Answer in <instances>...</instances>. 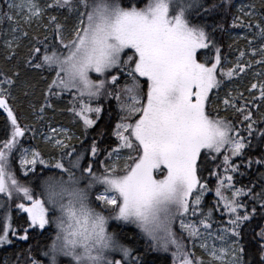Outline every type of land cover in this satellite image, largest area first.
<instances>
[{"label": "snow or ice", "instance_id": "1", "mask_svg": "<svg viewBox=\"0 0 264 264\" xmlns=\"http://www.w3.org/2000/svg\"><path fill=\"white\" fill-rule=\"evenodd\" d=\"M230 6L231 0L0 4V34L8 37L5 59L26 49L11 74L0 71V110L6 114L0 138V253L44 237L22 253L0 255V264H150L142 240L147 250L170 252L171 264H264V224L252 223L264 220V172L236 187L237 174L244 173L233 159H243L254 137L264 141V0L237 9L231 27L245 30L235 40H246L247 51L241 49L224 68L226 57L215 36L224 28L208 20ZM253 66L260 71L248 96L229 90L221 99L226 82ZM41 84L43 103L37 107ZM65 95L66 111L85 136L48 123L43 142L58 155L46 159L39 148L24 146L23 138L31 131L35 139L37 129L21 125L13 104L21 109L27 104L43 125L48 110L58 111L53 99ZM113 115L117 143L103 150L106 159L97 169L102 150L95 137L87 142V132ZM104 135V129L97 132ZM253 164L264 168V149L248 158L247 167ZM204 172L216 178L215 199L206 210L204 198L213 189L202 182ZM13 212L21 214L17 227ZM215 212L227 220L214 230ZM190 215L199 216L198 223L189 221ZM127 225L138 231L129 234ZM249 228L255 246L244 239ZM185 237L193 247L202 241L203 255H196ZM209 239L219 246L209 245Z\"/></svg>", "mask_w": 264, "mask_h": 264}, {"label": "trees", "instance_id": "2", "mask_svg": "<svg viewBox=\"0 0 264 264\" xmlns=\"http://www.w3.org/2000/svg\"><path fill=\"white\" fill-rule=\"evenodd\" d=\"M4 0H0V4H3ZM122 3L126 4L127 0H121ZM147 0H140V6H143L144 3H146ZM216 3H221L222 0H215ZM234 2L235 0H231V6L226 7L224 10L218 11L216 14H214L211 18H209L208 22L212 24L213 26L217 24H222L224 31H217L215 36L216 40L218 43V46L221 47L222 49V56L227 57V55L232 51V47H229V42L226 38V31L231 27L232 23V17L234 14ZM259 2H257V6H259ZM39 35L43 37L44 33L42 31L39 32ZM26 49L21 47L20 49L17 50L16 53V58L14 59H5V57L8 55V52L6 49H3L0 43V71L11 74V72L14 70V66L17 63L18 59H22L24 57ZM203 58V56H202ZM44 87V85H40L37 88V94H36V103L37 107L39 106L40 103H43V98L40 96V91ZM68 97L65 95L63 98L60 99H53V103L55 107L58 109L56 113H53L52 110H48L46 113L47 121L50 122H57L61 123L67 127H70L72 130H74L78 135H80V138L83 139L85 136L84 129L82 125H78L72 122V116L70 113L66 111L68 107H70L68 103ZM11 103V102H10ZM107 106V105H106ZM13 107L16 110L17 116L19 118V121L21 125L24 124H33L35 125V128L38 129L41 125V123H38L37 121H34L31 123L30 118L32 117V112L31 110L27 107V104H25L24 108H18L13 104ZM111 109L114 111L115 109V102L113 101L111 105ZM63 110V111H59ZM6 115L0 113V138L3 136V125H4V120H5ZM229 118H233L230 117ZM118 119V116L113 115L112 119L108 121L107 119L100 120L98 121L97 125H95L92 129H89L87 132V137L88 140L87 142L90 144L92 138H96L98 140L99 146L101 148V152L98 156V159L96 161V167L99 169V162L100 161H105L107 153L103 151L106 148L110 147H115L116 146V139L114 136L111 135V128L114 127L116 121ZM238 121V117H235ZM264 126V125H262ZM101 129L105 130V135L103 137L97 136V132L100 131ZM31 132V131H30ZM244 136H247V133H242ZM32 135V132H31ZM30 140V144L33 145V147L39 148L44 154L45 157L48 156H53V155H58V153H51L49 149L44 148L43 144L40 143L39 140L33 139ZM72 143L79 148L80 143L78 140H73ZM264 149V141H261L257 138L252 139V146L246 150L243 159H234V162L236 164L241 165L240 167V172L244 173V175H240L239 173L236 176V187H241L243 185H248L250 181H255L259 174L261 172H264V168H261L259 165L253 164L252 167H247V160L249 157H252L255 159L260 155L261 150ZM222 160V157H221ZM107 163H110V161H106ZM219 162V161H218ZM211 167H215V165H210ZM204 177H206V180L202 182H206L209 186L210 189H213V191H210L209 193H206L205 198H204V205H205V210L207 209L208 206H212V202L215 199V196H213L212 192H214L215 184H216V178L215 177H208V173L204 172L203 173ZM24 182V181H22ZM258 190V189H257ZM2 199V197H0ZM251 206H249L250 208ZM218 214L220 217V212H215ZM20 213L13 212V227H17L19 224V216ZM26 218V214H23ZM222 218V217H221ZM115 223V222H113ZM253 225L257 224H264V220H260L257 218L254 220ZM224 223H219L220 226H223ZM175 230L177 231V235L179 236L180 234V228H179V221H176L175 224ZM256 231H259V227L255 228ZM39 231V230H38ZM125 231L128 232L129 234L133 231H138L134 225H127L125 226ZM52 232V229H49V232H46L44 235L47 237L50 235ZM22 234V233H21ZM44 237H36L34 239L29 240L27 243L23 242H18L16 244V247L14 249H8L5 253H0V255H10L11 253H22L25 249L29 247V245H35L38 241H42ZM245 241L251 242L253 246H255V241L252 240V229L249 228L247 234L244 237ZM184 242L186 244H189V247L192 248V251L196 253V255H203V252L200 247L196 246L193 247L191 243L188 242L187 238H184ZM141 252L143 253V258L147 261L150 262V264H171V254L165 253L163 251H153V250H147V245L144 243V241H141ZM137 253H134L136 255ZM206 258V257H205ZM11 259L14 261L15 256H11Z\"/></svg>", "mask_w": 264, "mask_h": 264}, {"label": "rangeland", "instance_id": "3", "mask_svg": "<svg viewBox=\"0 0 264 264\" xmlns=\"http://www.w3.org/2000/svg\"><path fill=\"white\" fill-rule=\"evenodd\" d=\"M260 0H235L234 2V14H233V17H232V23H233V19L235 16L237 15H240V13L237 11V9L239 7H241L242 5H246L248 3H251V2H259ZM52 14H55V13H52ZM231 23V25H232ZM6 27V25H5ZM35 25H33V30H35ZM42 31V30H41ZM43 32V31H42ZM246 34L245 33V30L243 28H232L230 27L227 31H226V38L229 42V45L232 46V51L227 55L226 57V61L223 63L222 67L224 68H228V67H231L233 63H235V60H236V57L239 55V51L241 49H244L245 51H247V41L246 40H235V38L237 36H242ZM8 37L4 36L3 34H0V43H1V46L3 49H6L4 47V40L7 39ZM25 44H27V41H24ZM130 54V53H129ZM250 57L246 56L245 57V60L249 59ZM258 58V57H257ZM257 71H260V68L259 67H256V66H253L252 69L250 71H248L246 74H242V78H235L232 82L228 83L226 82V86L225 87H222L219 91V95H220V98L223 99L224 95L229 91V90H232L233 91V94H236V92H244V95L247 97L248 96V93L246 91V89L250 86V84L256 79V77L254 76V73L257 72ZM93 76H95V74H93ZM258 94V93H257ZM68 100H70V97H68ZM262 111H264V108H262ZM0 113L4 114L2 112V110H0ZM222 116L224 115H227V116H230L232 117L231 115V112H228V113H225L223 110H221V113H220ZM6 115V114H4ZM30 121L31 123H33L34 121H36V118L35 116L32 115V117L30 118ZM48 123L51 124L52 127H56V128H67L70 132V134H74L76 137H80V135H78L74 130H72L70 127H67L61 123H57V122H50V121H46L43 123V125L41 124L40 127L37 129V135H36V140H39L41 144H43L44 148L46 149H49L43 142V138H42V133L46 134L48 132ZM33 125V124H31ZM32 138V135H31V132L29 131L27 133V135L23 138L24 140V146L25 147H33V145L30 144V140ZM128 153L127 152H124L122 153V155H127ZM46 159L49 158L48 157H45ZM113 159H115V157H113ZM53 163H54V160H53ZM111 163V161H110ZM209 193V192H208ZM213 196L214 195V192H212ZM221 215V213H220ZM222 217V218H221ZM219 216L218 214L214 213V216H213V220L214 221H217L219 223H224L226 222L227 220V217L226 216ZM189 221L191 222H194V223H198V220H199V216L197 217H192L191 215L187 218ZM219 223H213V229H218L219 227H222L219 225ZM224 225V224H223ZM202 241L200 240H196L195 241V245L199 247L200 243ZM209 243V245H211L212 243H216L217 246H219V242L218 241H214V240H211L209 239L207 241Z\"/></svg>", "mask_w": 264, "mask_h": 264}]
</instances>
